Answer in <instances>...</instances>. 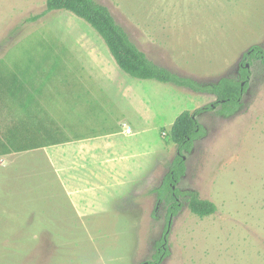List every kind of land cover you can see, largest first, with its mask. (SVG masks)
<instances>
[{
  "label": "rangeland",
  "instance_id": "rangeland-1",
  "mask_svg": "<svg viewBox=\"0 0 264 264\" xmlns=\"http://www.w3.org/2000/svg\"><path fill=\"white\" fill-rule=\"evenodd\" d=\"M97 1L149 59L202 82L239 79L243 54L264 49V0ZM23 2L12 22L0 9V111L10 116L0 145V264H140L167 220L160 264H264V61L249 63L236 113L216 106L197 115L204 133L184 152L173 188L198 192L215 212L199 217L181 195L169 219L152 190L177 153L171 126L215 95L132 77L85 20L45 11V0ZM33 143L47 147L19 148Z\"/></svg>",
  "mask_w": 264,
  "mask_h": 264
},
{
  "label": "trees",
  "instance_id": "trees-1",
  "mask_svg": "<svg viewBox=\"0 0 264 264\" xmlns=\"http://www.w3.org/2000/svg\"><path fill=\"white\" fill-rule=\"evenodd\" d=\"M61 9L69 10L93 27L102 37L117 66L128 75L138 79H154L172 83L176 86L189 88L194 92L215 95L216 100L214 102L193 111L184 110L175 118L170 130V139L176 143L177 153L160 185L152 190L157 194L158 200L169 205L167 211L169 219L181 209L182 204L179 200L181 195L188 196L190 211L199 217L215 212V204L210 200L201 199L198 192H181L178 188L173 187L186 172L184 152L191 151L194 140L204 133V127L198 121L197 115L214 110L216 106L220 107L217 111L224 117L236 113L240 107L242 94L250 74L246 64H249L253 59L264 61V49L258 44H253L243 54L238 71L239 79L222 76L215 82H202L191 76L176 73L149 59L130 39L127 31L115 20L110 10L97 0H45V11ZM37 17L38 15L31 16L29 20H34ZM169 221L167 220L168 223ZM168 223L163 235L154 244L151 259L140 264H160L169 254L167 245Z\"/></svg>",
  "mask_w": 264,
  "mask_h": 264
},
{
  "label": "crops",
  "instance_id": "crops-1",
  "mask_svg": "<svg viewBox=\"0 0 264 264\" xmlns=\"http://www.w3.org/2000/svg\"><path fill=\"white\" fill-rule=\"evenodd\" d=\"M24 0H9L8 2L5 1H0V9L3 8H8L11 11V14H13L12 17L9 18V16L6 19H10L12 22V20L14 19V14L17 13V8L19 4H24L23 2ZM6 17V15H4ZM88 37V35L86 36ZM33 84L32 80H27L21 89H26V91L29 90V87ZM10 116H8V114L3 113L2 111H0V133L1 130L3 129V133L4 135L1 133L0 135V145L3 146L4 148H7V143L6 141H3L4 136L7 138V130L8 127H4L3 126L10 120V118H8ZM16 127V131L14 132L16 134V132H22V130H24L25 127V123H24V119L23 120H19V122H16L15 125H13V127ZM23 133V132H22ZM18 135L16 134V137ZM13 137L15 138V136L13 135ZM24 140V139H23ZM13 143V141H12ZM41 147H47L45 144H40V143H33V144H27V145H21L19 148H26V149H34V148H41Z\"/></svg>",
  "mask_w": 264,
  "mask_h": 264
},
{
  "label": "built area",
  "instance_id": "built-area-1",
  "mask_svg": "<svg viewBox=\"0 0 264 264\" xmlns=\"http://www.w3.org/2000/svg\"><path fill=\"white\" fill-rule=\"evenodd\" d=\"M122 132L128 134V133L131 132V130H130L128 127H124V128L122 129Z\"/></svg>",
  "mask_w": 264,
  "mask_h": 264
},
{
  "label": "flooded vegetation",
  "instance_id": "flooded-vegetation-1",
  "mask_svg": "<svg viewBox=\"0 0 264 264\" xmlns=\"http://www.w3.org/2000/svg\"><path fill=\"white\" fill-rule=\"evenodd\" d=\"M249 65V64H248ZM246 66H247V64H246ZM248 67V66H247Z\"/></svg>",
  "mask_w": 264,
  "mask_h": 264
},
{
  "label": "water",
  "instance_id": "water-1",
  "mask_svg": "<svg viewBox=\"0 0 264 264\" xmlns=\"http://www.w3.org/2000/svg\"><path fill=\"white\" fill-rule=\"evenodd\" d=\"M247 66H248V64H247Z\"/></svg>",
  "mask_w": 264,
  "mask_h": 264
}]
</instances>
